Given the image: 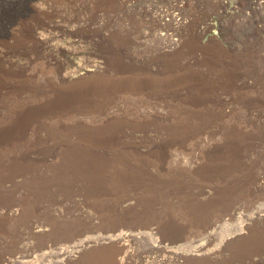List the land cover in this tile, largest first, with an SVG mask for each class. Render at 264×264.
I'll return each mask as SVG.
<instances>
[{"label":"rangeland","instance_id":"1","mask_svg":"<svg viewBox=\"0 0 264 264\" xmlns=\"http://www.w3.org/2000/svg\"><path fill=\"white\" fill-rule=\"evenodd\" d=\"M37 1L44 3L42 7L36 8L34 6V3ZM97 1L99 0H0V211L9 205L12 206L13 209H16L18 206V208H21V205L24 206V210L21 208L22 210L18 217H7L0 213V264L4 263L5 258H15L18 260L29 261L33 260L32 262H34V264H54V261L57 258H47L43 255L44 252H48V250L55 251L59 247L64 246V244L70 245L79 240L82 235L90 236L98 234H115L120 231L128 230V232L135 234L139 231L152 232L154 233L153 236L157 237V239L155 240L153 236L150 238H140L142 240H139V238H133L125 241V245L123 243H113L107 244L106 246H96L91 249L89 248V250L84 252L79 264H117L109 260H111L113 256L121 257L122 255H127L129 257L128 264H177L176 259L172 255V253L176 250L183 253L185 256V260H183V258L180 259L178 264H226L225 260L231 257V255L228 254L229 250H232L234 256H238L239 252L242 251L240 247L249 243V236L254 237L253 243L255 240V244L259 237L264 238V229H261L257 222H253L251 224L252 229H250L253 234L250 231H247L239 237L237 236L233 238L234 240L229 242V244L225 243V238L227 236L233 235L243 228L244 223L247 222L246 220H248L249 216L253 215L256 206L261 205L260 203H264V181L263 186L258 187V190L254 187L255 185L251 184L250 178L248 179L251 172H262V169L264 170V155L261 156L262 153H260L257 148L259 145L257 142H259L261 138L260 136L264 131V127L258 125V121L253 124L254 126L248 125V123L246 124L247 111H245L247 110L246 106H248V98L251 97L250 100L253 99L251 100L253 101V104H256V102L261 99H264V96H262L264 95V27L261 23V26L258 27L259 24L256 25L250 19H238L239 21L235 23L229 18V20L224 18L222 19L224 22H221V34L218 33V36L207 39V42L205 38H203V40H205L203 46H205L200 47L199 44L195 43L196 41L194 39H191L193 35L191 31H193V28H195L197 23H203L206 19L215 16L214 12L218 10L219 7L217 6L216 0H189L186 5V10L184 8V13L189 20L187 25L181 29L185 32V36H187L186 38L189 40V44L186 40L185 45H183L184 47H180V49H183L181 52H184L185 54L183 58L186 59H181L180 62L184 60L182 62L184 65L185 62L189 60L183 68H185L188 64L189 66L186 67L188 71H191L192 73L194 71L193 74L195 75L196 73L197 75L196 77L194 76L196 79L193 78L192 80H189L182 78L184 75L179 72L181 71L180 68H178L179 70L177 68H173L174 70L171 68H164V65L169 62L165 63V59H167L165 57V53L159 49V46L163 45L160 40L153 38L147 39L148 41L143 40L144 42L142 41V43L136 42L139 40L137 38L139 30L143 31L146 30L144 28L148 27H153V30L159 28V21L157 19L148 15V13H146L145 10L141 9L139 6L138 8H135V10L130 9L126 10L127 12H117V14L110 12L109 14L105 10H102V6L104 5L100 6V3L107 5L106 3L108 2H104L103 0H100L99 2ZM148 1L149 0L145 1L144 4H146V2L148 3ZM154 1L159 2H156L158 5L166 4L167 6L169 4L168 6H170L174 0ZM245 10L248 12V8L244 9V11ZM113 14L115 17H113ZM119 14L120 16H118ZM54 21L60 22V37L82 38L83 42L80 43L81 50H79L78 54L68 55L62 52H56L54 55L55 59L52 58L49 62L48 58L51 56L46 54V52H43L42 49L37 48L38 46L28 37L30 31L31 33H34L37 30H41L40 27L45 28L48 25H51ZM193 24L195 26H193ZM210 34L211 33L208 35ZM85 36H87L86 41ZM216 40L217 42H215ZM188 46H191L189 49L192 50L190 51L193 54L189 51ZM99 54L100 56L106 54L110 60L122 64L126 69L133 66L137 67H134V70L139 69L140 71L136 70L135 73L140 72L142 74L144 69V73L146 72L145 74H147V72L150 73L147 74L148 77L160 79L158 81L159 83L162 79L164 80L162 82H167V77L174 75L175 73L178 75L179 72V76L182 80L184 79L187 81H183V84L185 82L184 85H188V81L189 83L192 81L195 85L197 84L196 86H198V89L195 88L197 89L195 91L197 94L200 93L199 95H202L201 97H205L202 99L205 100L204 103L206 105H212L211 103L216 104L218 102L223 104L225 102L223 104L225 109L223 106L221 109L226 112L228 111L227 109L230 108V112H226L228 113V117L225 118L227 123L224 121V123L218 125V127H220L218 128L217 126L215 127L213 122L212 127L209 128L214 131V133L218 131V133H216L217 136L215 137L217 138V141L219 139L220 142L223 140L222 143H219V141L216 142L215 144L217 145L211 148V153L214 156L209 157L207 154H199V158L197 157L196 159L197 163L194 164V162H192V160L194 161V158L190 154L187 155L185 153V156L188 158L190 157V159H185L186 157L182 158L184 161L189 160L188 162L186 161V165L184 161L176 157V161L179 159L177 161L179 163L174 160L175 158L170 157L162 167H158L157 164L153 165V163H155L153 162L151 163L152 165L150 164L148 167V172L150 173V178H147L148 181L147 179H142L141 177V179L139 177L137 178V169H132L134 167L136 168V163H138L137 158L134 159L137 162H133L132 164L123 163L122 165H119V167L123 170L125 169L127 173L132 172L131 179L124 181L120 179L119 176L113 174L114 172L112 166H114L118 160L117 156H115L114 161L112 160L114 152L116 151L115 149L119 148L117 149L119 153L123 150L124 145L127 146L129 150L136 147L137 143L140 141V138L135 137L134 134H131L128 131L120 133L121 135L118 132L117 134L115 131L114 121H126L125 119H127V121L140 123L147 122L151 124L149 125L151 127H155L157 125L165 126L164 130L150 131L146 137H141L140 133L136 132V134L145 141L146 138L151 135L150 140L144 144L146 147L143 151H157L160 147L165 146L169 141H172V133L168 132L173 126L171 123H176L178 120H180L178 122H181L183 119L184 120L181 122L182 124L188 123L186 115H188L187 113L189 109L192 108V105H189L190 101L187 100V98H189L187 96L191 93V88H183L180 90L181 92L175 89L176 92L174 95L170 92L166 94L167 96L163 95L161 99L160 97L157 99L158 96L155 94H148L149 96L147 97V93L145 94V91L141 90L138 94L132 93L133 96H119L116 98L117 106H115V108L104 109V97L108 92L102 85H106L104 82H108L104 81L105 78L107 80H113L121 74L120 71L114 72V70H118L117 68L114 67L115 69H108L110 72L106 71L105 74L102 73L104 76H99V78L97 77L96 79L94 77L81 79L78 76L74 77L73 81H63L60 79L62 71L74 72L76 69V63L80 61L81 58L89 61L91 59L92 61L94 59H98L100 57ZM40 55H45L44 57L45 60L47 59V62H45L44 57ZM47 55L49 57H47ZM242 55L244 58H242ZM42 65H46L47 68ZM194 66H197L198 68ZM230 69L232 71H230ZM114 73H117L118 75L116 74L115 76ZM198 74L199 76L204 77H199ZM135 76L136 77H133V79L137 78V74ZM198 77L199 79L202 78L204 81L202 79L199 80ZM130 79H132V77ZM244 80L248 84H245ZM40 85L42 87H40ZM211 87L214 88L212 89ZM178 93L180 95H177ZM181 94L184 95L182 96ZM219 94H221L220 98ZM146 98H148V100H146ZM210 99L212 102H210ZM144 100L145 103H143ZM48 101L50 102L46 103ZM154 101H158V103H155ZM146 102L152 104L149 105L146 104ZM242 102L246 105L242 106ZM51 103L58 106V113L54 114L50 111L52 112L51 116L46 117V119L43 120L44 123L42 122L44 126L41 124L39 129L35 130L33 128H29L30 130H27L28 139L35 141L37 136L41 137V144L44 145L47 148L46 151L50 153V155L48 154L49 157L47 156L48 159L46 157V160H44L43 157H40L47 164L40 165L38 167L33 178L35 181L29 184L27 181L28 179H32L33 173L24 172V164H27L28 162L23 159L22 151L17 145L16 116L20 112L29 111L31 108L41 107L44 109L45 105H50ZM216 107H218V109L220 108L219 105ZM216 107L211 109L208 108L206 111L217 110ZM24 108H27L28 110H25ZM153 108L157 110L155 112L159 114L157 115L158 117H156V115L154 117ZM202 108L204 109L203 106ZM202 108L201 110L203 111ZM185 109L187 111H185ZM106 111L107 115L105 116L104 114ZM216 112L218 113V111ZM216 112H214V114H217ZM205 116L207 117V115ZM181 117L183 119H181ZM112 122H114V127L111 124ZM239 124L243 127L241 128ZM244 124L248 126L245 127ZM256 126L259 127L256 129ZM158 127L160 128L161 126ZM239 127L241 129L240 131H238ZM254 129L257 131L254 132ZM49 131H52L50 132L52 133L51 135ZM220 132L222 136L220 135ZM235 135L236 138L234 137ZM234 139L236 142L233 141ZM226 141H228V146L226 145ZM245 142L248 143V146L250 147L249 150L244 152L241 148L239 150L240 152L238 151V154L236 152V156L229 151L231 148L239 146V144L236 145L237 143H240V146H242L243 144H247ZM218 146L229 151L231 157L224 153V150H219ZM118 153L117 151L115 152L116 155ZM73 155L75 158H73ZM225 156L228 157L225 158ZM32 157H39L37 151L36 156ZM232 157L234 158L233 160ZM236 157H239L238 160ZM71 159L73 167L69 175L65 176L63 174V176H65L63 182L55 181L59 178L58 176L60 172L56 173V171H54L56 170L54 167L58 166V168H62V164L66 165V161ZM128 159H131V157ZM35 160L40 161L37 159ZM134 163L135 166L133 167ZM199 165L200 167H198ZM164 166L165 168H163ZM75 168L77 169L73 172ZM253 168L257 170L254 171ZM180 169L181 172L183 170L184 174L177 172L180 171ZM189 171H191V173ZM175 173H177V175ZM52 174L55 175L53 176ZM174 174L178 176L176 177L177 185L175 184L176 178ZM208 174L211 176L210 178ZM263 174L264 172L262 173V176ZM240 177L243 178L241 179ZM46 178H52L51 180L55 178V180L50 181L49 179L48 181ZM199 179H201L200 182ZM208 179H210L212 183L210 181L208 183ZM178 180H181L179 181L180 183ZM183 180L185 181L183 182ZM204 183H207V185H204ZM178 184H180V186L176 188ZM249 185L252 188H250ZM198 186H210V188L206 187V190H210V196H207L204 200L199 198V200L195 192L197 189L199 191L200 188ZM187 192H189L190 195H187L189 194ZM38 194L39 196L43 195L44 197H39ZM227 198L228 200H231L228 201ZM201 201L204 203L202 204ZM220 202L223 203L221 204ZM197 203L200 204V207L196 206ZM192 204L196 207L193 211L187 206ZM225 204L227 205V208L224 207ZM221 208H226V211ZM221 210L223 213L227 212V214L228 212L230 213V210H233L231 212H235V215L233 217H229L226 214L221 215ZM205 212L206 214L207 212L209 215L211 214V216H208L207 214V218H209L208 221H212L207 222V220L203 221L199 219L200 215ZM212 214L217 217L213 219L214 215ZM218 217H220V219ZM37 223L44 224L46 227L44 233L42 231L39 233H33L32 227ZM53 228H57V230H54ZM209 232L211 233L209 234ZM211 234H214L215 236ZM207 237L212 240L209 242H212L209 246L218 247L219 244L220 246H226L224 251L226 252L224 255H226L217 259H211V261L210 259H207V261L204 259V261L203 259H195L187 253L188 248L190 249V247L194 244L205 241L208 242ZM161 239H163L165 243H169V248L165 249L160 245H157V240ZM172 242L175 243L173 244ZM190 242L192 244H190ZM187 243L189 244L188 248ZM251 244L252 242L248 245V247ZM174 245L176 250L172 247ZM184 245H186V247ZM237 247H239V249ZM236 249L240 251L238 252ZM170 251L172 252L170 253L171 255L169 254ZM235 251L236 254L234 253ZM110 256L112 257L110 258ZM97 257L98 259H96ZM59 264L69 263L67 261H62L59 262Z\"/></svg>","mask_w":264,"mask_h":264},{"label":"bare ground","instance_id":"2","mask_svg":"<svg viewBox=\"0 0 264 264\" xmlns=\"http://www.w3.org/2000/svg\"><path fill=\"white\" fill-rule=\"evenodd\" d=\"M77 1V0H76ZM100 1V0H99ZM99 1H97V2H99ZM104 2H110L109 4L108 3H106L107 5H105V4H102V3H100L101 5L100 6H102V5H104V6H102V10H105L106 12H108L109 14H110V12H112V13H116L117 14V12H124V11H126V10H130V9H133V10H135V8H138V6L139 7H141V9H144L145 10V12L146 13H148V15H150V16H152V17H154L155 19H157L158 21H159V28H156L155 30H153L151 27L149 28H144V29H146V30H143V31H138V41H136L137 40V38H136V42H138V43H142V41L143 40H147V39H153V38H156V39H158V40H160L162 43H163V45L162 46H159V49H160V51H163L164 53H165V57L167 58V59H165V63L166 62H169V63H167V64H165L164 65V68H171V69H175V68H180L181 69V71H179L182 75H184V76H182V78H185V79H189V80H192L193 78L194 79H196L195 77L197 76L196 75V73H195V75L193 74L194 73V71H193V73L191 72V71H188V69L186 68L187 66H189L188 64H187V66H185V68H183L184 67V65L189 61H187V62H185V64L183 65L182 64V62L184 61V60H182L181 62H180V60L181 59H185V58H183L184 57V52H181L183 49H180V47H182L183 45H185V43H186V40H187V36H185V32L183 31V30H181L184 26H186L187 25V22H188V20L189 19H187V17H186V15H185V13H184V8H185V10H186V5L188 4V2H189V0H174L173 1V3L170 5V6H166V4H164V3H166V2H164V3H162V4H164V5H158L157 3H159V2H157V1H154V0H149L148 1V3L146 2V4H144L145 3V1H147V0H103ZM157 2V3H156ZM216 3H217V6L219 7V9L218 10H216L215 12H214V14H215V16H213V17H210V18H208V19H206L203 23H197V25L195 26L194 24H193V26H195V28H193V31H191L192 32V40L194 39L196 42L195 43H197V44H199L200 45V47H204L203 46V43H204V41L206 40V42H207V39H211V38H213V37H216V36H218L217 34L219 33V34H221V31H222V23L221 22H224V20H222V19H230L231 21H233V22H237V21H239L238 19H240V20H248V19H250V20H252L256 25H258V27H260L261 25H260V23L262 24V26L264 27V0H216ZM44 3L43 2H40V1H37V2H35L34 3V6L36 7V8H40V7H42V5H43ZM248 8V12H247V10H245L244 11V9H247ZM104 11V12H105ZM105 12V13H106ZM127 12V11H126ZM111 13V14H112ZM107 14V13H106ZM118 16H120V14L118 15ZM122 16V15H121ZM211 16V15H210ZM113 17H115L114 16V14H113ZM112 18V17H111ZM125 18V17H124ZM119 19V18H118ZM228 19V20H229ZM128 21V20H127ZM230 21V22H231ZM137 22V21H136ZM227 23V22H226ZM225 24V23H224ZM234 24V23H233ZM231 25V24H230ZM235 25V24H234ZM192 26V25H191ZM192 26V27H193ZM241 26V25H240ZM137 27V26H136ZM224 27V26H223ZM226 27V26H225ZM41 28V30H37V31H35L34 33H31V31H30V33H29V39L30 40H32L38 47L37 48H39V49H42V51L43 52H46V54H48V55H50L51 57H49L48 55H47V57H49L48 58V61L50 62V60H52V58L53 59H55L54 58V55H55V53L56 52H62V53H65V54H68V55H75V54H78L79 53V50H81V47H80V43L81 42H83V39L82 38H75V37H69V38H63V37H60V31H59V28H60V22H58V21H54L51 25H48L47 27H40ZM132 29H133V27H132ZM192 29V28H191ZM261 29H262V27H261ZM130 30V29H129ZM252 30V29H251ZM28 32H29V30H28ZM190 33V32H189ZM209 33H211L210 35H208ZM251 33V32H250ZM28 34V33H27ZM223 34V33H222ZM135 35H137V34H135ZM28 36V35H27ZM224 37V36H223ZM248 37V36H247ZM203 38H205V40H203ZM226 38V37H225ZM189 39V38H188ZM87 40V36H85V41ZM131 41V40H130ZM148 41V40H147ZM160 41H158V42H160ZM189 40H187V43L189 44V42H188ZM144 42V41H143ZM215 42H217V40L215 41ZM219 43V42H218ZM260 43V42H259ZM206 44V43H205ZM211 44V43H210ZM246 44V43H245ZM122 46V45H121ZM41 47V48H40ZM117 47V46H116ZM184 47V46H183ZM191 47V46H190ZM189 46H188V49L190 48ZM212 47V46H211ZM247 47V46H246ZM180 49V50H179ZM113 50V49H112ZM115 50V49H114ZM117 50V49H116ZM191 49H189V51H190ZM200 50V49H199ZM217 50H219V49H217ZM263 50V49H262ZM185 51V50H184ZM192 51V50H191ZM190 51V52H191ZM249 51V50H248ZM173 52V53H172ZM177 52V53H176ZM189 52V53H190ZM194 52V51H193ZM217 52V51H216ZM220 52V51H219ZM258 52V51H257ZM42 53V52H41ZM192 53V52H191ZM190 53V54H191ZM195 53V52H194ZM214 53V52H213ZM222 53V52H221ZM224 53V52H223ZM228 53V52H227ZM255 53V52H254ZM39 54H40V52H39ZM193 54V53H192ZM103 55V54H102ZM189 55V54H188ZM219 55V54H218ZM40 56H42V55H40ZM45 55H43L42 57H44ZM99 56H100V54H99ZM192 56V55H191ZM193 56H195V55H193ZM197 56V55H196ZM210 56V55H209ZM214 56V55H213ZM224 56V55H223ZM228 56V55H227ZM240 56V55H239ZM204 57V56H203ZM218 57V56H217ZM247 57V56H246ZM253 57V56H252ZM26 58V57H25ZM213 58V57H212ZM240 58V57H239ZM242 58H244L243 57V55H242ZM263 58V57H262ZM195 59V58H194ZM217 59V58H216ZM220 59V58H219ZM253 59H255V58H253ZM264 59V58H263ZM47 60V59H46ZM45 60V57H44V61L45 62H47ZM186 60V59H185ZM221 60V59H220ZM231 60H233V59H231ZM245 60V59H244ZM41 61H43V60H41ZM43 61V62H44ZM54 61V60H53ZM136 61H137V59H136ZM218 61V60H217ZM222 61H224V60H222ZM228 61V60H227ZM234 61V60H233ZM241 61V60H240ZM48 62V63H49ZM194 62H196V61H194ZM214 62V61H213ZM230 62V61H229ZM228 62V63H229ZM249 62V61H248ZM27 63V62H26ZM190 63V62H189ZM192 63H193V59H192ZM192 63H190V64H192ZM203 63H204V61H203ZM207 63V62H206ZM215 63V62H214ZM217 63V62H216ZM223 63V62H222ZM211 64V63H210ZM230 64V63H229ZM233 64V63H232ZM240 64V63H239ZM51 65H52V63H51ZM57 65V64H56ZM132 65V64H131ZM134 65H135V63H134ZM139 65H141V64H139ZM193 65V64H192ZM195 65V64H194ZM248 65V64H247ZM257 65V64H256ZM43 66V65H42ZM141 66H143V65H141ZM208 66V65H207ZM213 66V65H212ZM250 66V65H249ZM43 67H46L47 68V66L45 65V66H43ZM60 67V66H59ZM117 68L118 70H114V72L115 71H120L121 72V74H119V76L116 78V79H113V80H107L105 77H103V78H105L104 79V81H108V82H104L106 85H102L103 87H104V89L108 92L107 94H106V96L104 97L105 99H104V102H103V107H104V109H110V108H115V106H117V102H116V98H118L119 96H122V95H125L126 97H127V95H132V93H140L141 92V90H143V91H145L144 93L146 94L147 93V97L149 96L148 94H151V95H153V94H155L156 96H158V98L157 99H159V97H160V99L163 97V95H166V94H168V93H170V92H172V94L174 95V93L176 92L175 91V89H177L178 91H180L181 89H183V88H185L186 89V87H187V89H189V88H191V93L189 94V96H187V97H189V98H187L186 96V98H187V100H189L190 101V104L189 105H192L191 107V109H189V111H188V115H186V114H184V115H186L187 117H186V119H187V122L188 123H186V124H182L181 122L184 120L182 117H184V116H182L181 117V119H183L181 122H178V121H180V120H178L176 123H171V124H173V126H172V128L168 131L169 133H172V137H171V140L172 141H169L165 146H162V147H160L157 151H151V150H147V151H143V149L146 147V145H144L145 143H147V141L148 140H150V137H151V135L148 137V138H146V141L145 140H142V138L141 137H146V136H148V133L150 132V131H161V130H164V128H165V126H162V125H157V126H155V127H151V126H149V125H151V124H149V123H147V122H135V121H127V119H125L126 121H119V120H116V121H114L115 122V131H116V133L118 132L119 134L120 133H123V132H126V131H128L129 133H131V134H134V136L135 137H138V138H140V141L137 143V145H136V147H134V148H132V149H129L128 150V148H127V146H124L123 145V150L122 151H120L119 153H118V150L117 149H119V148H117V149H115L116 151H117V155L115 154V152H114V156H113V161H114V159H115V156H117V162H116V164L114 165V166H112V168H113V174H115L116 176H119L120 177V179H122V180H124V181H126V180H128V179H131V173H127L126 171H125V169L123 170V169H121L120 167H119V165H122L123 163H128V164H132L133 162H137L138 161V163H136L137 165H136V168L134 167L135 166V163L133 164V167L134 168H132V169H137V171H136V177L138 178H142V179H147L148 177H149V175H150V173L148 172V167H149V165L151 164V163H153V162H155V163H153V165L155 164H157V166L158 167H162L163 166V164H165V162L167 161V159L168 158H170V157H172V158H179V159H181L182 161H184L182 158H184V157H186L185 159H187L188 157L187 156H185L184 154L186 153L187 155H191L193 158H194V161L192 160V162H194V164L195 163H197V157H198V155L199 154H207L209 157L210 156H214L212 153H211V148L212 147H215L217 144H215L216 142H218L217 141V138H215L216 136H217V134L216 133H218V131H216L215 133H214V131H212V130H210L209 128L210 127H212V123L214 122V125H215V127L217 126L218 127V125H220V124H222V123H224V121H225V118L226 117H228L227 116V114L228 113H226V112H230L229 110H230V108H228L227 110L228 111H223L221 108H223L224 107V109H225V106H223V104L225 103H216V102H214V103H216V104H213V103H211L212 105H206L205 103H204V101L205 100H203L202 98H205V97H201L199 94H197V92L195 91V90H197L198 88V86H196L192 81L189 83V81H188V85H184L185 84V82H187L186 80H182V78L179 76V72H178V75L175 73L174 75H171V73H170V75L171 76H169L168 74H167V72H166V74L169 76V77H167L168 78V81L167 82H162V81H164L163 79H162V83L160 82H158L160 79H158V78H150V77H148L147 76V74H150L149 72H147V74H145L144 73V69H143V73L141 74L140 72H138V73H135V71L137 70H134L135 68H137V67H135V66H133V67H131V68H128V69H126L125 68V66H123L122 64H120V63H117L116 61H112V60H110L108 57H107V55L106 54H104L103 56H100L98 59H94V60H92L91 61V59H90V61L89 60H84L83 58H81V60L80 61H78L77 63H76V66H75V70H74V72H72V71H70V72H72V73H70L69 71L68 72H63L62 71V73L60 74V76H61V78L60 79H62L63 81L65 80V81H73V78L74 77H76V76H78L79 78H81V79H83V78H87V77H94L95 79L98 77L99 78V76H104L103 74H105V72L106 71H108V69H110V68ZM135 67V68H134ZM194 67H197V66H194ZM209 67V66H208ZM242 67V66H241ZM246 67V66H245ZM42 68V67H41ZM114 68V69H115ZM139 68V67H138ZM193 68V67H192ZM198 68V67H197ZM228 68V67H227ZM247 68V67H246ZM261 68V67H260ZM163 69V68H162ZM173 69V70H174ZM176 69V70H177ZM191 69V68H190ZM195 69V68H194ZM204 69V68H203ZM208 69V68H207ZM233 69H236V68H233ZM245 69V68H244ZM139 70V69H138ZM137 70V71H138ZM170 70V69H169ZM179 70V69H178ZM198 70V69H197ZM209 70V69H208ZM218 70V69H217ZM216 70V71H217ZM255 70V69H254ZM113 71V70H112ZM111 71V72H112ZM140 71V70H139ZM199 71V70H198ZM230 71H232L231 69H230ZM241 71V70H240ZM60 72V71H59ZM108 72H110V71H108ZM171 72V71H170ZM175 72H177V71H175ZM210 72H212V71H210ZM209 72V73H210ZM234 72H236V71H234ZM103 73V74H102ZM119 73V72H118ZM169 73V72H168ZM185 73V74H184ZM226 73H227V71H226ZM259 73V72H258ZM107 74V73H106ZM111 74V73H110ZM115 74V73H114ZM117 74V73H116ZM116 74H115V76H116ZM137 74V78L135 79H133V77H136L135 75ZM164 74V73H163ZM165 74V75H166ZM180 74V75H181ZM212 74V73H211ZM228 74V73H227ZM233 74V73H232ZM239 74V73H238ZM256 74V73H255ZM108 75V74H107ZM113 75V74H112ZM118 75V74H117ZM207 75V74H206ZM247 75V74H246ZM151 76V75H150ZM161 76V75H160ZM195 76V77H194ZM198 76H199V74H198ZM216 76V75H215ZM218 76V75H217ZM220 76V75H219ZM232 76V75H231ZM234 76V75H233ZM251 76V75H250ZM108 77H112V76H108ZM132 77V79H130ZM164 77V76H163ZM162 77V78H163ZM199 77H202V76H199ZM199 77H198V79H199ZM204 77V76H203ZM202 77V78H203ZM248 77V76H247ZM202 78H200V79H202ZM209 78V77H208ZM229 78V77H228ZM249 78H251V77H249ZM252 78H253V76H252ZM77 79V78H76ZM90 79V78H89ZM93 79V78H92ZM110 79V78H109ZM112 79V78H111ZM164 79H165V77H164ZM199 79V80H200ZM205 79V78H204ZM214 79V78H213ZM220 79V78H219ZM246 79H248V78H246ZM50 80V79H49ZM91 80V79H90ZM97 80H100V79H97ZM166 80V79H165ZM199 80H198V83H199ZM203 80V79H202ZM201 80V81H202ZM206 80H208V79H206ZM205 80V81H206ZM210 80V79H209ZM216 80V79H215ZM225 80V79H224ZM226 80H228V79H226ZM248 80H250V79H248ZM53 81V80H52ZM52 81H50V82H52ZM85 81V80H84ZM183 81H185L184 82V84H183ZM204 81V80H203ZM222 81V80H221ZM230 81V80H229ZM228 81V82H229ZM247 81V80H246ZM39 82V81H38ZM102 82H103V80H102ZM101 82V83H102ZM215 82V81H214ZM236 82V81H235ZM242 82V81H241ZM251 82V81H250ZM258 82H260V81H258ZM46 83V82H45ZM67 83H69V82H67ZM195 83H196V81H195ZM201 83V82H200ZM206 83V82H205ZM238 83V82H237ZM244 83L245 84H248L247 82H245V80H244ZM261 83V82H260ZM28 84V83H27ZM212 84V83H211ZM241 84H243V83H241ZM244 84V85H245ZM36 85V84H35ZM51 85V84H50ZM98 85V84H97ZM99 85H100V83H99ZM201 85V84H200ZM199 85V86H200ZM214 85V84H213ZM212 85V86H213ZM32 86V85H31ZM71 86V85H70ZM77 86V85H76ZM75 86V87H76ZM202 86V85H201ZM206 86V85H205ZM208 86V85H207ZM38 87V86H37ZM40 87H42L41 85H40ZM97 87V86H96ZM210 87V86H209ZM209 87H208V89H209ZM227 87V86H226ZM244 87V86H243ZM28 88V87H27ZM195 88H197V89H195ZM202 88V87H201ZM201 88H199V89H201ZM203 88H204V86H203ZM212 88V87H211ZM214 88V87H213ZM212 88V89H213ZM234 88V87H233ZM239 88V87H238ZM249 88V87H248ZM253 88H255V87H253ZM22 89V88H21ZM40 89V88H39ZM170 89V90H169ZM184 89V90H185ZM218 89V88H217ZM240 89V88H239ZM38 90V89H37ZM51 90V89H50ZM201 90H204V89H201ZM219 90V89H218ZM217 90V91H218ZM227 90V89H226ZM249 90V89H248ZM251 90V89H250ZM254 90V89H253ZM41 91V90H40ZM142 91V92H143ZM212 91H214V90H212ZM232 91V90H231ZM42 92V91H41ZM181 92V91H180ZM187 92H189V91H187ZM198 92H200V91H198ZM202 92V91H201ZM203 92H205V91H203ZM215 92V91H214ZM213 92V93H214ZM227 92V91H226ZM254 92V91H253ZM264 92V91H263ZM34 93V92H33ZM210 93H211V91H210ZM220 93H222V92H220ZM54 94V93H53ZM59 94V93H58ZM104 94V95H105ZM202 94V93H201ZM204 94V93H203ZM244 94V93H243ZM52 95V94H51ZM177 95H180L179 93L177 94ZM176 95V96H177ZM182 95V94H181ZM184 95V94H183ZM182 95V96H183ZM186 95V94H185ZM206 95V94H205ZM220 95L221 94H219V98H220ZM224 95V94H223ZM234 95V94H233ZM232 95V96H233ZM53 96V95H52ZM125 96H123V97H125ZM133 96V95H132ZM131 96V97H132ZM167 96V95H166ZM168 96H170V95H168ZM209 96H211V95H209ZM215 96H216V94H215ZM262 96H264V95H262ZM146 97V96H145ZM173 97V96H172ZM178 97H180V96H178ZM207 98H209L208 96H206ZM212 97V96H211ZM225 97H227V96H225ZM253 97V96H252ZM260 97V96H259ZM133 98V97H132ZM135 98V97H134ZM166 98V97H165ZM174 98V97H173ZM206 98V99H207ZM246 98H248V97H246ZM251 98V97H250ZM250 98H248L249 99V101L247 102L248 103V106H246L247 107V110H245V111H247V122H246V124L248 123V125H253V124H255V122L257 123V121H258V125H261V126H263L264 127V99H261V100H259L258 102H256L255 100V102H256V104H253V101H251V100H253V99H251L250 100ZM121 99V98H120ZM152 99H153V96H152ZM151 99V100H152ZM179 99V98H178ZM191 99V100H190ZM218 99V98H217ZM223 99V98H222ZM226 99V98H225ZM237 99V98H236ZM239 99V98H238ZM257 99V98H256ZM258 99H260V98H258ZM142 100V99H141ZM146 100H148V98H146ZM149 100H150V98H149ZM219 100H221V99H219ZM242 100V99H241ZM123 101V100H122ZM125 101V100H124ZM134 101V100H133ZM159 101V100H158ZM158 101H154L155 103H158ZM164 101H165V99H164ZM207 101V100H206ZM223 101V100H222ZM230 101V100H229ZM238 101V100H237ZM247 101V100H246ZM40 102V101H39ZM50 101H48V102H46V103H49ZM52 102V101H51ZM54 102V101H53ZM120 102H121V100H120ZM160 102V101H159ZM210 102H212L211 101V99H210ZM37 103V102H36ZM100 103V102H99ZM143 103H145V100H144V102ZM154 103V104H155ZM166 103V102H165ZM184 103V102H183ZM207 103H209V102H207ZM234 103V102H233ZM246 103V102H245ZM137 104H138V102H137ZM146 104H149V102H146ZM152 104V103H151ZM151 104H149V105H151ZM161 104H163V103H161ZM187 104V103H186ZM242 104H243V102H242ZM40 105H42V104H40ZM45 105V104H44ZM48 105V104H47ZM45 105V107H44V109L43 108H41V107H37V108H31L29 111H26V112H20L17 116H16V125H17V133H16V140H17V145H18V147L21 149V151H22V155H23V159L24 160H26L28 163L26 164H24V172H32L33 174H32V179H28V181H27V183H31V182H33V181H35L33 178H34V174L36 173V170L38 169V167L40 166V165H46L47 163L45 162V161H43V159H41L40 157H43L44 158V160H46V157L48 156V154L50 155V153L48 152V151H46L47 150V148L44 146V145H42L41 144V140H42V138L41 137H36L35 138V141H31V140H29L28 139V132H27V130L29 129V128H33V129H39L40 128V126H41V124H42V122H43V120L44 119H46V117H49V116H51V113L53 112L54 114L56 113H58V106L56 105V104H54V103H51L50 105ZM100 105V104H99ZM176 105V104H175ZM217 105H219V109H218V107H216ZM234 105H235V103H234ZM241 105V104H240ZM246 105V104H245ZM244 104L242 105V106H245ZM46 106H47V108H46ZM158 106V105H157ZM202 106L204 107V109L202 108ZM223 106V107H222ZM227 106V105H226ZM139 107V106H138ZM151 107V106H150ZM153 107H156V106H153ZM213 107H216L217 108V110L216 111H218V113L214 110V109H212V110H214V111H209V110H207L206 111V109H208V108H213ZM28 108V107H27ZM27 108H24L25 110H28ZM190 108V107H189ZM201 108L203 109V111L201 110ZM23 109V110H24ZM188 109V108H187ZM232 109V108H231ZM244 109H246V108H244ZM243 109V110H244ZM22 110V111H23ZM86 110V109H85ZM50 111H52V112H50ZM60 111V110H59ZM62 111V110H61ZM99 111V110H98ZM102 111H104V110H102ZM102 111H100V112H102ZM153 111H154V117H155V115H156V117H158L157 115H159L158 113H156L155 111H157L155 108H153ZM185 111H187L186 109H185ZM184 112V111H183ZM214 112H216L217 114H214ZM64 113V112H63ZM184 113H186V112H184ZM233 113V112H232ZM243 113V112H242ZM17 114V113H16ZM60 114V113H59ZM246 114V113H245ZM105 116L107 115V111H106V113L104 114ZM205 115H207V117L208 116H210V117H206ZM232 115V114H231ZM235 115V114H234ZM239 115V114H238ZM52 117H53V115H52ZM230 117V116H229ZM239 117V116H238ZM180 118V117H179ZM240 118V117H239ZM147 119V118H146ZM145 119V120H146ZM185 119V120H186ZM122 120H124V119H122ZM130 120V119H129ZM240 120V119H239ZM238 120V121H239ZM114 122H112L111 124H112V126H113V123ZM158 122V121H157ZM175 122V121H174ZM226 122V121H225ZM241 122V121H240ZM244 122H245V120H244ZM243 122V123H244ZM44 123V122H43ZM162 123V122H161ZM227 123V122H226ZM111 124H110V126H111ZM228 125V124H227ZM241 125H243V124H241ZM245 125V124H244ZM247 125V126H248ZM42 126H44V124H42ZM109 126V127H110ZM158 126H161L160 128L158 127ZM224 126V125H223ZM233 126V125H232ZM238 126V125H237ZM237 126H235V127H237ZM239 126H240V124H239ZM246 125H245V127H247ZM254 126V125H253ZM114 127V126H113ZM222 127V126H221ZM227 127V126H226ZM234 127V126H233ZM241 127V126H240ZM240 127L238 128L239 130L238 131H240L241 129H240ZM243 127V126H242ZM241 127V128H242ZM259 127V126H258ZM257 126L255 127L256 129L258 128ZM111 128V127H110ZM213 128H214V126H213ZM218 128H220V127H218ZM109 129V128H108ZM224 129V128H223ZM222 129V130H223ZM233 129V128H232ZM237 129V128H236ZM30 130V129H29ZM110 130V129H109ZM217 130H219V129H217ZM260 130V129H259ZM34 131V130H33ZM113 131V130H112ZM114 131V132H115ZM220 131V130H219ZM223 131H225V130H223ZM222 131V132H223ZM228 131H229V129H228ZM231 131V130H230ZM234 131V130H233ZM246 131V130H245ZM255 131H257V130H255L254 129V132ZM35 132V131H34ZM39 132V131H38ZM37 132V133H38ZM50 132H52V131H49V133ZM53 132H54V130H53ZM136 132H138V133H140V136L139 135H137L136 134ZM226 132V131H225ZM232 132V131H231ZM230 132V133H231ZM247 132V131H246ZM250 132V131H249ZM252 132H253V130H252ZM251 132V133H252ZM260 132V131H259ZM117 133V134H118ZM234 133V132H233ZM242 133H243V131H242ZM250 133V134H251ZM258 133V132H257ZM48 134V133H47ZM52 133H50V135H51ZM58 134V133H57ZM94 134V133H93ZM227 134H229V133H227ZM236 134V133H235ZM252 134H254V133H252ZM121 135V134H120ZM220 135H221V132H220ZM225 135V134H224ZM230 135V134H229ZM234 135V134H233ZM233 135H231V136H233ZM244 135V134H243ZM222 136V135H221ZM237 136H240V135H237ZM252 136V135H251ZM250 136V137H251ZM255 136V135H254ZM256 136H258V135H256ZM52 137V136H51ZM114 137V136H113ZM112 137V138H113ZM220 137V136H219ZM230 137V136H229ZM235 138H236V135L234 136ZM249 137V138H250ZM253 137V136H252ZM261 138H260V140H259V142H257L259 145H258V150H259V152L260 153H262L261 154V156L262 155H264V131H263V133H262V135L260 136ZM221 138V137H220ZM224 138V137H223ZM227 138V137H226ZM232 138V137H231ZM238 138H240V137H238ZM245 138H247V137H245ZM244 138V139H245ZM249 138H248V140H249ZM222 139V138H221ZM242 139V138H241ZM254 139V138H253ZM84 140H85V137H84ZM224 140H226V139H224ZM230 140V139H229ZM228 140V141H229ZM237 140V139H236ZM247 140V139H246ZM245 140V141H246ZM248 140H247V142H248ZM222 141L223 140H221V142L219 141V143H222ZM228 141H226V143L228 142ZM232 141V140H231ZM234 142H236L235 141V139L233 140ZM230 142V141H229ZM240 142V141H239ZM243 142H244V140H243ZM247 142H245V143H247ZM55 143V142H54ZM233 143V142H232ZM231 143V144H232ZM133 144H135V143H133ZM225 144V143H224ZM230 144V143H229ZM236 144V143H235ZM239 144V146H237V147H233V148H231L229 151H231V153L232 154H236V152H237V154H238V151L242 148V150L245 152L246 150H249L250 149V147L248 146V143L247 144H243L242 146H240V143H237L236 145H238ZM250 144V143H249ZM223 145V144H222ZM221 145V146H222ZM227 146H228V143L226 144ZM251 145V144H250ZM253 145V144H252ZM28 147V148H26V147ZM56 146V145H55ZM117 146V145H116ZM225 146V145H224ZM234 146V145H233ZM25 147V148H24ZM122 147V146H121ZM219 147V146H218ZM229 147H230V145H229ZM232 147V146H231ZM31 151H30V150ZM222 148L221 147H219V150H221ZM222 150H224L223 152L224 153H226L228 156H230L231 154H229V151H227V150H225V149H222ZM241 150V151H242ZM36 151H37V154H38V158H35V157H32V156H36ZM59 151V150H58ZM255 151H257V150H255ZM72 152V151H71ZM240 152V151H239ZM244 152H242V153H244ZM222 153V152H221ZM220 153V154H221ZM252 153V152H251ZM33 154V155H32ZM65 154V153H64ZM215 154V153H214ZM52 155V154H51ZM218 155V154H217ZM222 155V154H221ZM74 156V155H73ZM72 156V157H73ZM183 156V157H182ZM223 156V155H222ZM227 156V157H228ZM236 156V155H235ZM240 156V155H239ZM249 156V155H248ZM251 156V155H250ZM49 157V156H48ZM48 157H47V159H48ZM63 157H65V156H63ZM129 157H131V159H128ZM191 157V158H192ZM226 156H225V158H227ZM231 157V156H230ZM234 157V156H233ZM232 157V160L234 159ZM247 157V156H246ZM252 157V156H251ZM258 157V156H257ZM264 157V156H263ZM51 158V157H50ZM53 158V157H52ZM58 158V157H57ZM70 158V157H69ZM73 158H75V156L73 157ZM135 158H137V161H135L134 159ZM176 158L174 159L175 161H176ZM199 158V157H198ZM237 158V157H236ZM239 158V157H238ZM238 158H237V160H238ZM241 158V157H240ZM250 158V157H249ZM259 158V157H258ZM260 158H262V157H260ZM35 159H37V160H40V161H36ZM63 159V158H62ZM66 159V158H65ZM178 159V160H179ZM188 159H190V157L188 158ZM223 159V158H222ZM231 159V158H230ZM251 159V158H250ZM263 159V158H262ZM261 159V160H262ZM68 160V159H67ZM177 160V161H178ZM180 160V161H181ZM112 161V162H113ZM176 161V162H177ZM187 161V160H186ZM184 161V163H185V165H186V163L189 161ZM228 161H229V159H228ZM112 162H111V164H112ZM238 162V161H237ZM259 162H261V161H259ZM64 163V162H63ZM177 163H179V162H177ZM200 163V162H199ZM236 163V162H235ZM264 163V162H263ZM62 164V163H61ZM84 164H85V161H84ZM180 164H182V163H180ZM60 165V164H59ZM63 165V169L62 168H58V166L57 167H54L56 170H54V171H56V173L58 172H60V174H59V178L57 179V180H55V178H56V176H55V178L53 179V180H51L50 178V181H61V182H63V179H64V177L65 176H68L69 175V173H70V171H71V169H72V167H73V163H72V159L71 160H69V161H66V165H64V164H62ZM152 165V164H151ZM179 165V164H178ZM232 165V164H231ZM253 165V164H252ZM257 165V164H256ZM262 165V164H261ZM264 165V164H263ZM263 165H262V167H263ZM82 166V165H81ZM127 166H129V165H127ZM126 166V167H127ZM131 166V165H130ZM195 166V165H194ZM197 166V165H196ZM202 166H204V165H202ZM229 166H230V164H229ZM260 166V165H259ZM184 167H186V166H184ZM183 167V168H184ZM198 167H200V165L198 166ZM235 167V166H234ZM261 167V166H260ZM53 168V167H52ZM163 168H165V166L163 167ZM197 168V167H196ZM76 169L77 168H75L74 170H73V172H75L76 171ZM160 169H162V168H160ZM176 169V168H175ZM186 169V168H185ZM191 169V168H190ZM254 169V168H253ZM260 169V168H259ZM258 169V170H259ZM66 170V171H65ZM130 170V169H129ZM159 170V169H158ZM255 170H257V169H254V171ZM133 171V170H132ZM150 171V170H149ZM162 171H164V170H162ZM174 171V170H173ZM213 171V170H212ZM72 172V173H73ZM151 172V171H150ZM166 172V171H165ZM175 172H176V170H175ZM177 172H181V169H180V171H177ZM190 173H191V171H189ZM248 172V171H247ZM264 172V170L262 169V172H259V171H256V172H251V175L250 174H248V175H250L249 177H248V179L250 178V181H251V184L252 185H255L254 187H256V189H258V187H261V186H263V181H264V174H263V176H262V173ZM54 173V172H53ZM172 173V172H171ZM174 173V172H173ZM183 173V170H182V172H181V174ZM187 173V172H186ZM207 173V172H206ZM63 174L65 175V176H63ZM159 174V173H158ZM176 175H177V173H175ZM174 174V176H175V178L176 177H178V176H176ZM180 174V175H181ZM184 174V173H183ZM53 175V174H52ZM52 175H50V176H52ZM55 175V174H54ZM53 175V176H54ZM154 175V174H153ZM163 175V174H162ZM201 175V174H200ZM225 175V174H224ZM223 175V176H224ZM228 175V174H227ZM237 175V174H236ZM173 176V177H174ZM207 176V175H206ZM205 176V177H206ZM208 176H209V174H208ZM246 176H247V174H246ZM36 177V176H35ZM154 177V176H153ZM156 177V176H155ZM181 177V176H180ZM179 177V178H180ZM203 177V176H202ZM201 177V178H202ZM211 176H209V178H210ZM213 177H215V176H213ZM212 177V178H213ZM227 177V176H226ZM235 177V176H234ZM95 178V177H94ZM140 178V179H141ZM150 178V177H149ZM151 178H152V176H151ZM236 178H237V176H236ZM241 179L243 178V177H240ZM37 179H38V177H37ZM47 179V178H46ZM49 179H47L48 181H49ZM82 179V178H81ZM104 179V178H103ZM170 179H171V177H170ZM204 179V178H203ZM221 179V178H220ZM229 179V178H228ZM239 179V178H238ZM245 179H247V178H245ZM244 179V180H245ZM83 180H85V179H83ZM82 180V181H83ZM107 180V179H106ZM138 180V179H137ZM150 180V179H149ZM159 180V179H158ZM176 181V185H177V178L175 179ZM206 180V179H205ZM213 180V179H212ZM222 180V179H221ZM233 180V179H232ZM37 181V180H36ZM45 181V180H44ZM118 181V180H117ZM147 181H148V179H147ZM146 181V182H147ZM179 181H181V180H178V182ZM185 180H183V182H184ZM201 181V179H199V182ZM203 182H205L204 180H202ZM209 181L211 182V180L210 179H208V183H209ZM132 182V181H131ZM136 182V181H135ZM144 182H145V180H144ZM158 182V181H157ZM199 182H198V184H199ZM203 182H202V184H203ZM214 182V181H213ZM223 182V181H222ZM229 182H231V181H229ZM83 183V182H82ZM97 183V182H96ZM106 183V182H105ZM172 183H173V181H172ZM180 183V182H179ZM212 183V182H211ZM207 185V183H204V185ZM138 185V184H137ZM161 185V184H160ZM159 185V186H160ZM196 185V184H195ZM201 185V184H200ZM208 185H210V184H208ZM173 186V185H172ZM175 186V185H174ZM180 186V184H178V186L176 187V188H178ZM197 186V185H196ZM213 186V185H212ZM232 186V185H231ZM248 186V185H247ZM250 186V185H249ZM97 187V186H96ZM194 187V186H193ZM200 189H199V191H198V189H197V191L195 190V192H196V194H197V196H198V199L200 198H202L203 200L204 199H206L207 198V196H210L209 194H210V190H206V187H209L210 188V186H204V187H200V186H198ZM224 187V186H223ZM236 187V186H235ZM264 187V186H263ZM262 187V188H263ZM175 188V189H176ZM183 188V187H182ZM186 188H188V187H186ZM212 188V187H211ZM221 188V187H220ZM219 188V189H220ZM250 188H252L251 186H250ZM180 189V188H179ZM208 189V188H207ZM215 189V188H214ZM36 190V189H35ZM221 190V189H220ZM226 190H228V189H226ZM259 190V189H258ZM215 191V190H214ZM232 191V190H231ZM253 191V190H252ZM263 191V190H262ZM185 192V191H184ZM195 192H194V194H195ZM229 192H230V190H229ZM39 193V192H38ZM187 193H189V192H187ZM193 193V192H192ZM222 194V193H221ZM233 194V193H232ZM37 195V194H36ZM41 195V194H40ZM182 195H184V194H182ZM187 195H190V193L189 194H187ZM220 195V194H219ZM38 196H39V194H38ZM43 196V195H42ZM42 196H39V197H42ZM196 196V195H195ZM196 196V197H197ZM227 196V195H226ZM44 197V196H43ZM168 197V196H167ZM221 197V196H220ZM233 197V196H232ZM261 197V196H260ZM188 198V197H187ZM193 198V197H192ZM213 198V197H212ZM177 199V198H176ZM191 199V198H190ZM194 199V198H193ZM199 199V200H200ZM214 199V198H213ZM217 199V198H216ZM220 200H222L221 198H219ZM227 200H228V198H227ZM231 200V199H230ZM230 200H228V201H230ZM259 200V199H258ZM224 201V200H223ZM261 201V200H260ZM196 202H197V200H196ZM195 202V203H196ZM200 202V201H199ZM202 202V201H201ZM226 202V201H225ZM234 202V201H233ZM262 202V201H261ZM188 203H189V201H188ZM187 203V204H188ZM204 202H202V204H203ZM221 203V202H220ZM219 203V204H220ZM223 203V202H222ZM221 203V204H222ZM229 203V202H228ZM218 204V205H219ZM226 204H227V202H226ZM224 205V207H226L227 205ZM261 205H258V206H256V208H255V210H254V213H253V215H251V216H249V218H248V220H246L247 222H245L244 223V226H243V228L240 230V231H238V232H236V233H234L233 235H229V236H227L226 238H225V243L226 244H229V242H231L232 240H234L233 238H235V237H239L241 234H243V233H245V232H247V231H250V229H252L251 228V224L253 223V222H257L258 224H259V226H260V228L261 229H264V203L262 204V203H260ZM16 205V204H15ZM18 205V204H17ZM182 205V204H181ZM200 204L199 203H197V205L196 206H199ZM231 205V204H230ZM232 205H233V203H232ZM231 205V206H232ZM14 206V205H13ZM175 206V205H174ZM188 207H189V209L191 210L192 209V211H193V209L194 208H196L195 207V205H187ZM212 206V205H211ZM19 207V206H18ZM16 208V209H13L12 208V206H8V207H5V208H3V209H1V211H0V213L2 214V215H4V216H7V217H18L19 215H20V213H21V210L23 209L24 210V206L23 205H21L20 207L22 208ZM200 207V206H199ZM217 207V206H216ZM223 207V206H222ZM255 207V206H254ZM14 208H15V206H14ZM220 208V207H219ZM227 208V207H226ZM226 208H221V209H225V211H226ZM235 208V207H234ZM233 208V209H234ZM201 209H202V207H201ZM229 210V209H228ZM197 211H199V210H197ZM216 211H217V209H216ZM222 211V210H221ZM231 211H233V210H230V213L228 212V214H227V212L226 213H223V211L221 212L222 214L221 215H228L229 217H233L234 215H235V212L233 213V212H231ZM237 211V210H236ZM202 212V211H201ZM214 212V211H213ZM186 213V212H185ZM192 213V212H191ZM207 214H208V216H211V214L209 215V213L207 212ZM207 214H206V212L204 213V214H202V215H200V217H199V219H201V220H203V221H206L207 220V222H209V221H212V220H209L208 221V219L209 218H207L208 216H207ZM216 214V213H215ZM220 214V213H219ZM248 214H249V212H248ZM189 215V214H188ZM197 215V214H196ZM212 215H214V214H212ZM237 215V214H236ZM247 215V214H246ZM189 217V216H188ZM215 217H217V216H215L214 215V217H213V219L215 218ZM190 218V217H189ZM211 218V217H210ZM219 219H220V217H218ZM217 218V219H218ZM195 219V218H194ZM197 219V218H196ZM187 221V220H186ZM193 221V220H192ZM197 221V220H196ZM206 222V223H207ZM220 222V221H219ZM222 222V221H221ZM200 224V223H199ZM198 224V225H199ZM218 224V223H217ZM47 225V224H46ZM205 225V224H204ZM216 226V225H215ZM175 227H176V225H175ZM180 227V226H179ZM201 227V226H200ZM209 227V226H208ZM207 228V227H206ZM210 228H211V224H210ZM216 228V227H215ZM54 229V228H53ZM189 229V228H188ZM46 230V227L44 226V224L42 223V224H35V225H33V227H32V231H33V233H39L40 231H42L43 233H44V231ZM54 230H57V228H55ZM129 231V230H128ZM128 231H120V232H118V233H115V234H98V235H90V236H83L82 235V237L79 239V240H77V241H75V242H73L72 244H70V245H65L64 244V246H61V247H59L57 250H55V251H49L48 250V252H44V256L45 257H55V258H57L55 261H54V264H59V262H62V261H67L69 264H79V262H80V260L82 259V257H83V254H84V252L85 251H87V250H89V248L91 249V248H93V247H96V246H106L107 244H113V243H119V244H124V242L125 241H128V239H133V238H139V240H142V239H140V238H147V237H151V236H153L154 235V233H152V232H147V231H139L138 233H132V232H128ZM209 231V230H208ZM263 231V230H262ZM261 231V232H262ZM251 232V231H250ZM261 232H259V233H261ZM211 232H209V234H210ZM215 233V232H214ZM252 234H253V232H251ZM82 234V233H81ZM251 234V235H252ZM157 235V234H156ZM211 235H214V234H211ZM250 235V234H249ZM261 235V234H260ZM215 236V235H214ZM253 236V235H252ZM263 236V235H262ZM154 237V236H153ZM248 237V236H247ZM155 238V240L157 239V237H154ZM183 238V237H182ZM208 238V242H200V243H197V244H194L193 246H191L190 247V249L188 248V246H189V244L187 245V248H188V254H190L193 258H197L198 260H201V259H206V261H207V259H210V261H211V259H217V258H220V257H222L223 255H224V253H226V252H224L225 251V247L224 246H220V244L218 245V247H212V246H209L211 243H209L210 241H212L211 239H209V237H207ZM210 238H211V236H210ZM253 238L254 237H250L249 236V238L248 239H250V241L252 242V244L248 247V245L251 243L250 241H249V243L247 244V245H245L243 242V244H244V246L243 247H240L241 248V250L242 251H238V249H239V247H237L238 249H236V251H238L239 252V254H238V256L236 255V256H234L233 255V253H232V250H229V253L228 254H230L231 255V257H229V259H227V260H225L226 261V264H264V238H262V237H259V239L257 240V242H256V244H255V240H254V243H253ZM258 238V237H257ZM242 239V238H241ZM138 240V239H137ZM237 240V239H236ZM158 242V244L157 245H160L161 247H163V248H169V243L167 244V242L165 243V241L163 240V239H161V240H157ZM171 241V240H170ZM174 241H176V240H174ZM198 241V240H197ZM196 241V242H197ZM199 241H200V239H199ZM247 241V240H246ZM246 241H245V243H246ZM177 242V241H176ZM195 242V241H194ZM216 242V241H215ZM214 242V243H215ZM238 242V241H237ZM66 243V242H65ZM173 244L175 243V242H172ZM178 243V242H177ZM186 243V242H185ZM180 244V243H179ZM190 244H192L191 242H190ZM225 244V245H226ZM239 244V243H238ZM116 245V244H115ZM125 245V244H124ZM181 245V244H180ZM179 245V246H180ZM222 245H224V244H222ZM234 245V244H233ZM58 246V245H57ZM156 246V245H155ZM182 246V245H181ZM185 247H186V245H184ZM241 246H242V244H241ZM172 247H174V249H175V245L174 246H172ZM172 247H170V248H172ZM176 247H178V246H176ZM183 247V246H182ZM173 249V250H174ZM179 249V248H178ZM184 249V248H183ZM228 249V248H227ZM227 249H226V251H227ZM231 249H232V246H231ZM235 249V248H234ZM159 250V249H158ZM164 250V249H163ZM176 250V249H175ZM180 250V249H179ZM185 250V249H184ZM187 250V249H186ZM120 251H121V249H120ZM161 251V250H160ZM236 251L234 252L235 254H236ZM168 253V252H167ZM170 253H172L171 251L169 252V254ZM92 254V253H91ZM118 254V253H117ZM95 255V254H94ZM171 255V254H170ZM172 255H173V257L176 259V261H177V264H178V261L180 260V259H182L183 258V260H185V256H184V254L183 253H180L179 251H174V253H172ZM226 255V254H225ZM224 255V256H225ZM92 256V255H91ZM96 256V255H95ZM187 256V255H186ZM228 256V255H227ZM85 257V256H84ZM112 256H110V258H111ZM173 257H172V259H173ZM191 257V258H192ZM109 258V259H110ZM187 258V257H186ZM54 259V258H53ZM85 259V258H84ZM96 259H98V257L96 258ZM128 259H129V257L126 255H122L121 257L119 256V257H117V256H113L112 258H111V260H109V261H113L114 263H117V264H128ZM33 261V260H32ZM32 261H29V260H18V259H15V258H5L4 259V263L3 264H34V262H32ZM205 261V260H204ZM199 262V261H198ZM213 263V262H212ZM201 264V263H200Z\"/></svg>","mask_w":264,"mask_h":264}]
</instances>
